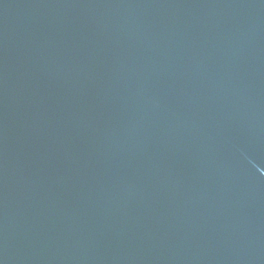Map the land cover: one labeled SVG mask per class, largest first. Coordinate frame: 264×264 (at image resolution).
I'll return each mask as SVG.
<instances>
[{
    "label": "water",
    "instance_id": "obj_1",
    "mask_svg": "<svg viewBox=\"0 0 264 264\" xmlns=\"http://www.w3.org/2000/svg\"><path fill=\"white\" fill-rule=\"evenodd\" d=\"M0 264H264V0H104L28 68Z\"/></svg>",
    "mask_w": 264,
    "mask_h": 264
}]
</instances>
